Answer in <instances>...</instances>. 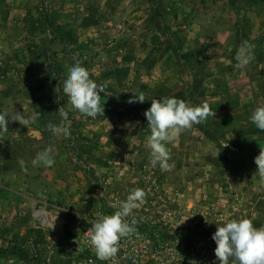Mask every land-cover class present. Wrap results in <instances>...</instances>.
Segmentation results:
<instances>
[{
    "label": "rangeland",
    "instance_id": "rangeland-1",
    "mask_svg": "<svg viewBox=\"0 0 264 264\" xmlns=\"http://www.w3.org/2000/svg\"><path fill=\"white\" fill-rule=\"evenodd\" d=\"M141 39L165 52L164 63L155 67L160 92L166 94L172 79L184 100L180 88L187 83L191 105L209 109L203 122L167 143L170 169L149 162L144 112L155 97L128 102L144 94L142 84L149 87L152 73L136 64L134 81L122 90L117 74L107 75L120 49L131 54ZM244 41L254 45V59L236 69ZM171 49L181 51L176 61L165 56ZM76 59L91 79L106 85L99 93L104 113L95 117L75 109L63 90L67 65ZM60 106L71 120L67 138L47 126L60 121ZM259 106H264V0H0V113H39L35 124L10 120L0 130V263L54 264L70 226L58 217L106 204L107 198L123 199L139 187L143 200L150 194L153 200H175L176 209L203 206L205 236L214 247L212 234L222 219L247 218L254 227L264 226V180L254 162L264 149V130L250 120ZM49 145L54 163H33ZM7 177H15L14 191L1 187ZM151 182L159 185L156 192H149ZM138 204L127 219L144 212ZM41 206L51 226L36 219ZM174 224L163 227L164 237L193 239V231Z\"/></svg>",
    "mask_w": 264,
    "mask_h": 264
},
{
    "label": "clouds",
    "instance_id": "clouds-1",
    "mask_svg": "<svg viewBox=\"0 0 264 264\" xmlns=\"http://www.w3.org/2000/svg\"><path fill=\"white\" fill-rule=\"evenodd\" d=\"M253 49L254 45L248 41L242 43L235 55L236 69L247 66L254 59ZM66 73L63 90L68 93L71 105L85 116L95 117L101 112L104 113L99 93L105 92L106 85L98 84L91 79L79 59L67 65ZM144 101V94L140 93L135 94L128 102ZM58 111L61 113L60 121L49 120L47 126L55 134L62 133L67 138L71 135L69 130L71 120L68 118V111L62 106ZM144 115L150 130L149 162L152 167L170 169L167 143L175 140L184 129L203 122L209 115V109L206 104L193 106L182 99L166 96L160 99L153 98ZM38 117L39 113H32L27 117L19 111L10 116L0 113V130H6L10 120L27 126L35 124ZM250 120L258 129L264 130V106L254 108ZM224 146H227V143ZM54 161L55 154L50 145L39 150L33 159V163L45 165H52ZM254 162L257 165L256 172L264 180V149L261 148L259 154L254 157ZM144 195L142 189L134 188L126 199L119 203L118 210L113 214L98 213L90 222L87 234L97 258L107 260L115 257L118 252V241L136 231V220L133 218L129 221L127 217L138 207V202L143 201ZM212 239L216 244L214 253L219 264H264V226L254 227L250 219H222V222H216V231L212 234Z\"/></svg>",
    "mask_w": 264,
    "mask_h": 264
},
{
    "label": "built area",
    "instance_id": "built-area-1",
    "mask_svg": "<svg viewBox=\"0 0 264 264\" xmlns=\"http://www.w3.org/2000/svg\"><path fill=\"white\" fill-rule=\"evenodd\" d=\"M136 171L138 170L133 168V173ZM148 178L150 181L152 176ZM158 189L159 185L151 182L149 192H156ZM147 196L149 200L142 201L144 212L136 220V231L122 237L118 241L117 254L107 260L97 258L89 242L87 229L98 213L113 214L118 210L119 203L127 196L123 199H120L119 195L107 198L106 204L90 205L81 213L67 210L72 218L69 214L58 217L64 225L70 226L60 241L54 264H219L214 253L215 247L205 236L203 206H198L197 211L189 205L184 209H176L175 207L179 206L173 199L153 200V195ZM146 212H150L151 215H147ZM34 215L42 227L52 225L46 209L38 210ZM132 219L131 216L128 220ZM144 222L149 225L144 226L142 224ZM174 223L187 231H193V239L185 243L176 235L164 237L163 227L173 228ZM34 254L38 256L37 253ZM12 261L0 264H13ZM48 261L50 263V260Z\"/></svg>",
    "mask_w": 264,
    "mask_h": 264
},
{
    "label": "crops",
    "instance_id": "crops-1",
    "mask_svg": "<svg viewBox=\"0 0 264 264\" xmlns=\"http://www.w3.org/2000/svg\"><path fill=\"white\" fill-rule=\"evenodd\" d=\"M155 44L156 43H154L150 39H141L138 41L136 40V42H134L133 47L135 48H134V51L131 52V54H128V53L122 54L124 50L120 49V54L118 56H115V59H116L115 63L117 66L113 69V71L107 74L109 75L108 78H112L114 74H117V79L120 78V82H118L120 86L119 89L120 90L127 89L129 88L128 86H130V84L134 81L137 75L138 71L135 70L136 69L135 65L140 64V66L142 67L141 64L143 63L146 66L145 71L149 72L148 74L152 73L151 80H149L150 81L149 87H147L145 80H144V84H142V89L144 90V94L147 95V96H144L146 101H148V98L146 97H155V99H160L161 97H166V96L178 98L177 90L179 89L178 88L179 86L176 85V83H174L173 82L174 80L172 79H170V81L168 82L166 81V94L160 92L162 91V88H161L162 86L160 83L161 80L157 78L155 67L157 66V64L164 63L165 58H163V56L161 58V55H164L165 52L162 50L161 46H159L158 44L156 45ZM143 52H145V55L143 54ZM177 53L179 54L181 53V51L180 50L174 51L171 49V52L169 53V55H165V56H169V57L172 56V59L176 61ZM182 87L183 88H180V89L181 90L183 89V91H181V94L183 95V98H185L184 101L188 103L190 102L191 104V99L189 97L190 93L187 91L189 87L188 84L182 83ZM134 89L137 90L138 93L142 90V89L139 90L140 87L139 89H136V88ZM131 91L132 93H134V90H131ZM1 187H6L8 188V190L11 189L14 191L15 177H7V181L1 183ZM42 203H45V202L43 201ZM41 208L44 209L45 207L41 206Z\"/></svg>",
    "mask_w": 264,
    "mask_h": 264
}]
</instances>
